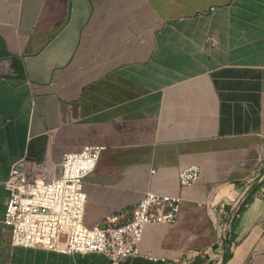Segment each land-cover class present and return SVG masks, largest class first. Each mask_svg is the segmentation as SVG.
<instances>
[{
	"label": "crops",
	"instance_id": "obj_1",
	"mask_svg": "<svg viewBox=\"0 0 264 264\" xmlns=\"http://www.w3.org/2000/svg\"><path fill=\"white\" fill-rule=\"evenodd\" d=\"M87 145L104 150L86 226L183 195L178 224L147 225L121 264H264V0H0V264H108L12 246L3 223L11 164Z\"/></svg>",
	"mask_w": 264,
	"mask_h": 264
},
{
	"label": "built area",
	"instance_id": "obj_2",
	"mask_svg": "<svg viewBox=\"0 0 264 264\" xmlns=\"http://www.w3.org/2000/svg\"><path fill=\"white\" fill-rule=\"evenodd\" d=\"M213 10L211 7L210 11ZM207 42L217 44L212 36ZM103 150V146L87 145L79 151L63 153L59 162L36 161L23 156L11 164L3 183L8 193L3 223L10 227L12 246L63 254L96 253L103 255L108 264H121L142 256L140 245L147 225L162 223L172 227L178 224L182 193L148 190L127 212L117 211L99 224L86 226L83 223L86 203L83 182L95 169ZM199 178L197 165L180 169V190L194 185ZM206 209L214 219L207 204Z\"/></svg>",
	"mask_w": 264,
	"mask_h": 264
},
{
	"label": "trees",
	"instance_id": "obj_3",
	"mask_svg": "<svg viewBox=\"0 0 264 264\" xmlns=\"http://www.w3.org/2000/svg\"><path fill=\"white\" fill-rule=\"evenodd\" d=\"M251 199H252V195H251V196H247V199H246V201H245V204L240 208L239 211H241L242 208H243L245 205H247V204L250 202Z\"/></svg>",
	"mask_w": 264,
	"mask_h": 264
},
{
	"label": "water",
	"instance_id": "obj_4",
	"mask_svg": "<svg viewBox=\"0 0 264 264\" xmlns=\"http://www.w3.org/2000/svg\"><path fill=\"white\" fill-rule=\"evenodd\" d=\"M254 191H255V188L251 190V194H253Z\"/></svg>",
	"mask_w": 264,
	"mask_h": 264
}]
</instances>
